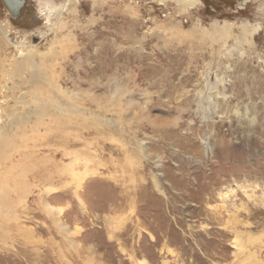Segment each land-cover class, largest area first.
<instances>
[{
  "label": "rangeland",
  "instance_id": "1",
  "mask_svg": "<svg viewBox=\"0 0 264 264\" xmlns=\"http://www.w3.org/2000/svg\"><path fill=\"white\" fill-rule=\"evenodd\" d=\"M21 1L0 0V107L69 105L24 138L0 264H264V0ZM20 51L59 89L22 84Z\"/></svg>",
  "mask_w": 264,
  "mask_h": 264
},
{
  "label": "bare ground",
  "instance_id": "2",
  "mask_svg": "<svg viewBox=\"0 0 264 264\" xmlns=\"http://www.w3.org/2000/svg\"><path fill=\"white\" fill-rule=\"evenodd\" d=\"M180 1L181 2L184 1V2L189 3V4H193L195 0H180ZM230 27L231 26L228 23H223L221 26H217V24L214 23V31L215 32L223 31L225 33V31L228 32L230 30ZM241 29H242V32L244 34L249 33L250 36L252 35V33H254V31L257 30V28H250L249 29L246 24H242L241 25ZM19 56L21 57V61L20 62H14L13 66H15V69L13 71L11 70V72H13L14 74H17L18 77H21L22 84H27V86H28V83H32L33 82V86H34V84H37V82L34 83L35 81H38V85H39V81H40V82H42V84L44 82H45L44 84H46V82L47 83H51V86L55 87L52 84L51 79L49 80L48 77L46 76V74L44 73V69H41L40 67H38V65L34 61V59H33L34 55H32V54L28 55L27 53H23V51H20L19 52ZM38 60H39V58H38ZM11 84H12V82H11ZM38 87H40V86H38ZM20 88H22V86ZM32 88H34V87H32ZM35 88H36V86H35ZM56 89H59V88H56ZM14 90H16V87H13V86L8 87L7 85L2 86L0 88V95L2 97V100H0V101H2L6 106H8L9 102L15 100V98H14ZM22 91H25V94H27V92H26L27 90H22ZM42 93H43V91H42ZM73 93H76V92L73 91ZM57 94H59V93L57 92ZM46 95H50V94H46ZM52 96H51L50 99H47V100H38V99L35 98L36 100L33 101V99H31L33 102L32 101L31 102H25V101H23L24 97L21 96L20 98H18L19 100L15 101V105H17V106H18V104L22 105L21 107L23 109H22V112L17 113L18 112L17 111L15 116H12L14 114H12V115L8 114V113L5 114L4 107H0V165H1V170H0V231L4 230L3 228H4V226H6L5 223H7L8 221H12V222L14 221V219H12L11 217L14 218V214H12V213L16 211V210H14L15 209L14 205L16 206L17 203L14 204V202L16 200V195L12 194L11 191H9V190H11L10 184L11 183H13V184L15 183L16 184L18 180L21 182L23 178H24V181L26 182L27 181L26 179H28V174L27 173H29V170L26 169V165L29 162H27V160L30 159L31 157H33L34 152L31 149H29V147H28L29 143L27 144L28 141L25 142L24 140L27 139L26 137L28 136V134H30V135L33 134V133L37 134L39 127L40 128L42 127L43 131H46L47 127L50 126V124H51V121H50L51 119H55L56 120L55 123H56L57 127L60 128L61 127V123H63L62 120L65 119V118L62 119V117L67 116L66 113L68 112V105L69 104H65V102H63L61 99H54V98H52ZM60 98H61V96H60ZM66 99H68V98H66ZM69 100L70 99H68V101ZM39 102H42V104H40ZM75 102H76V100H75ZM30 104H33V111L32 112L31 111L30 112L27 111L30 108L29 107ZM73 104H75V103H73ZM10 109H12V108H10ZM44 110H49L50 114H47L46 111H44ZM22 114H24L23 115L24 117H21ZM72 115L74 116V114H72ZM30 116L33 117L34 122L36 123L37 127L34 126L30 122L31 121L30 119L32 118V117L30 118ZM53 129H55V128L53 127ZM55 132H57V130ZM43 133H45V132H43ZM24 138H26V139H24ZM28 138H29V136H28ZM33 139H35V138H33ZM137 147H138V149H141V150L143 149L142 145H137ZM32 149H34V146L32 147ZM73 154H72V156H73ZM143 155L145 156L144 153H143ZM3 161H6V163H3ZM36 163H38V162H36ZM33 165H35V163ZM73 165H74V163H73ZM23 167H25V169L27 170L25 174L23 172H18V171L17 172H13V171H16L17 169L21 170V168H23ZM28 168H29V166H28ZM30 168H31V166H30ZM45 170H47V169H45ZM47 171H45V172H47ZM48 174L50 175L49 172H48ZM45 178L43 177V179H45ZM46 179H48V178H46ZM50 180L51 179L49 177L48 181H50ZM22 187H23V185H22ZM50 187L53 188V186H51V185H50ZM155 188L157 189V192H159V194L164 195L163 191L159 189L157 184H155ZM18 195H19V193H18ZM47 205H48V203H47ZM9 225H11V223ZM0 236H1V234H0Z\"/></svg>",
  "mask_w": 264,
  "mask_h": 264
},
{
  "label": "flooded vegetation",
  "instance_id": "3",
  "mask_svg": "<svg viewBox=\"0 0 264 264\" xmlns=\"http://www.w3.org/2000/svg\"><path fill=\"white\" fill-rule=\"evenodd\" d=\"M9 2V4L11 5V12H12V15L14 17H19L21 15V11L23 9V6L20 5L21 4V1L20 0H7ZM10 1L12 3H10ZM3 2V0H2ZM4 4V2H3ZM5 5V4H4ZM20 14V15H19Z\"/></svg>",
  "mask_w": 264,
  "mask_h": 264
},
{
  "label": "water",
  "instance_id": "4",
  "mask_svg": "<svg viewBox=\"0 0 264 264\" xmlns=\"http://www.w3.org/2000/svg\"><path fill=\"white\" fill-rule=\"evenodd\" d=\"M21 1V0H20ZM3 2H4V4H5V6H6V8L8 9V11L11 13V15H12V12H11V5L9 4V2L7 1V0H3ZM10 3H12L11 1H10ZM21 5H22V1H21ZM13 16V15H12ZM14 17V16H13Z\"/></svg>",
  "mask_w": 264,
  "mask_h": 264
},
{
  "label": "trees",
  "instance_id": "5",
  "mask_svg": "<svg viewBox=\"0 0 264 264\" xmlns=\"http://www.w3.org/2000/svg\"><path fill=\"white\" fill-rule=\"evenodd\" d=\"M205 6H207V5H205Z\"/></svg>",
  "mask_w": 264,
  "mask_h": 264
}]
</instances>
